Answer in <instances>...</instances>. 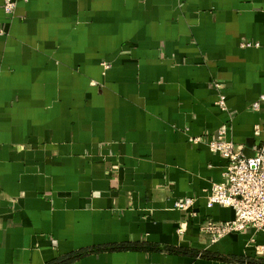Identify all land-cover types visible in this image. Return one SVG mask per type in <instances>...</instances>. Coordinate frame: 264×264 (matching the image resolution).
<instances>
[{
	"label": "crops",
	"instance_id": "0c3cea01",
	"mask_svg": "<svg viewBox=\"0 0 264 264\" xmlns=\"http://www.w3.org/2000/svg\"><path fill=\"white\" fill-rule=\"evenodd\" d=\"M14 1L8 15L0 0V264L120 244L137 247L61 264H264L262 231L202 229L233 218L206 205L226 159L205 141L225 128L247 156L261 142L264 0Z\"/></svg>",
	"mask_w": 264,
	"mask_h": 264
},
{
	"label": "built area",
	"instance_id": "2783aa9c",
	"mask_svg": "<svg viewBox=\"0 0 264 264\" xmlns=\"http://www.w3.org/2000/svg\"><path fill=\"white\" fill-rule=\"evenodd\" d=\"M15 6L14 0H4L2 9L4 13L12 15ZM242 45L251 46L252 43L243 42ZM261 102H264V93L252 103V109L259 110ZM217 103L224 109L222 97ZM254 131L261 135V142L253 148V154L249 156L243 154L242 145L226 138L225 128L218 129L213 139L205 141L212 153H218L226 159L224 179L210 187L206 194V205L210 207L217 204L233 210V218L230 220L204 222L202 229L210 236L211 241H216L228 233L244 231L248 227L264 233V119L254 126ZM188 140L191 143L200 141L193 136ZM193 203L194 199L186 196L174 201L173 205L177 209L187 210ZM255 247L264 251V240Z\"/></svg>",
	"mask_w": 264,
	"mask_h": 264
},
{
	"label": "trees",
	"instance_id": "16d2710c",
	"mask_svg": "<svg viewBox=\"0 0 264 264\" xmlns=\"http://www.w3.org/2000/svg\"><path fill=\"white\" fill-rule=\"evenodd\" d=\"M132 247H137L131 244H120V245H110L107 247H98V248H89V249H81L78 251H74L66 256H63L61 258H58L56 260H54L53 262L49 263V264H61V263H66L69 262L73 259H76L78 257H81L83 255H86L87 253L90 252H94V251H99L102 249H109V250H114V249H127V248H132ZM172 251H174L175 249L171 248Z\"/></svg>",
	"mask_w": 264,
	"mask_h": 264
}]
</instances>
